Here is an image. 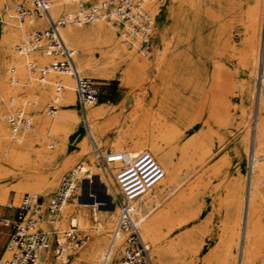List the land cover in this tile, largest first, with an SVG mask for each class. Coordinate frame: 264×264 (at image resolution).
I'll list each match as a JSON object with an SVG mask.
<instances>
[{
	"label": "rangeland",
	"instance_id": "rangeland-1",
	"mask_svg": "<svg viewBox=\"0 0 264 264\" xmlns=\"http://www.w3.org/2000/svg\"><path fill=\"white\" fill-rule=\"evenodd\" d=\"M19 1L13 0V5L11 4L6 11L1 10L0 39L2 37V26L6 25L7 13L15 14V5ZM52 1L56 3L58 0ZM237 2L238 0H164L162 6L164 16L160 20L158 32L155 31V27H152L151 51L148 55H143L134 47V53L139 60L125 80L118 69L115 70L113 75H105L104 77H100L95 73L94 68L102 65L106 59L99 54L97 49H92L90 51L92 53L84 57L85 63H90V65H87L88 68L80 66L75 58L80 74L99 84L101 93L95 102L102 103L107 107V112L99 119L103 129L102 135L99 137L86 135L81 122L75 91L74 104L71 109L77 111L79 124L77 131L75 130L72 133L73 135L64 136L51 131L48 126L43 129L34 126L33 120L36 114L33 111L31 112L30 109L37 107V104L33 105V103L37 102L34 91L37 86L35 83L39 80L30 79L29 77V81L15 85L16 87L12 90V93L17 96L18 100L10 106V111L23 110L25 104L26 110L23 111L24 114L30 117L31 123L28 128L21 130L29 131L33 129L34 137L30 143L32 149H39L43 145L48 151H53L56 148L57 141H61V147L57 150V160L65 159L78 148L76 135L78 137L83 136L87 149L84 154L59 172L57 182L51 188H46L40 193L23 189L15 202V187H24L25 184L23 175L19 170H13L4 175L0 180V186L7 191V202L11 201L16 205L21 196L28 192L39 195L43 199V206L45 207L48 198L58 188L61 177L69 172L75 164L83 161L88 172H91L90 165L97 166L99 176L94 175L92 181L89 177L82 178L84 175L79 176L76 187L71 194L72 197L67 200V203L74 202L77 195L82 194L80 197L82 201L91 202L96 198L98 202L103 203L98 207L107 209L109 214H112V209L116 207V187L94 160L90 138L104 151H120L114 147L109 148L106 143H115L117 141V131L125 128L130 132V142L145 143V136L141 132H146L148 124L152 121L161 119H157L158 116L156 115L166 114L170 111L172 117H169V119L176 120L174 125H177L178 138L169 143L170 151L165 159L167 168L161 171V183L153 181L144 190L145 194H151L155 187L161 188L157 192L160 198L159 204L155 208L151 207V203L147 200L142 202L135 200L138 212L154 211L159 217V249H170L172 264H221L222 262L241 264V248L238 245V238L243 230V224L241 222L235 223V202L240 200L242 206L244 201L245 207L248 191L254 182L258 194L256 204H259V207H257L258 210L254 218L255 235L251 245V249L255 254L250 264H264V172L261 175L256 165H254L252 171L250 159L253 122L258 112L264 115V105L259 106L257 109V93L254 90V85L255 87L258 85L256 76L259 70H257V67L260 68L263 55L264 0H262L259 32L256 37L254 32L247 27L246 18L242 15V10L240 6L238 7ZM23 5L29 7L24 2ZM183 8L187 10V14L192 20L191 30L188 34L184 33L185 42L174 47V50L176 51L175 56L186 64V72L190 74L191 78H188L191 81L189 80L190 83L187 81L188 87L182 92L183 96L179 94V96L181 95L180 98H176L171 103L168 95H166L167 84L164 83L167 79L166 60L159 61L157 66L155 60L157 57L160 58L163 54L162 51H167L169 45L167 42L171 39L173 33L178 30L177 17L180 16L179 13ZM64 11L67 10H59L57 13L50 11V13L56 16ZM171 11L175 16L172 17ZM31 17L34 20L38 18L35 15ZM9 19L13 23L18 22L14 16ZM172 26H174L173 30L169 29ZM37 28L23 24V32L19 34L11 47L14 54L17 52L14 44ZM116 32L117 35H120L118 29ZM66 44L76 49L75 54L77 56V52H80V50L68 43ZM140 59L148 60V64L145 67L140 66ZM253 61H255L254 64ZM47 62L48 58L42 63ZM178 67L179 64L175 66V69ZM252 69H254L253 72ZM193 72L200 75L198 84L203 87L199 94L193 92ZM26 74L29 75L27 71ZM46 76L47 74L45 78ZM72 82L74 85L73 79ZM51 86L54 87L53 84ZM33 87L34 90H31ZM2 93L0 92V95ZM9 93L11 92L3 94L4 98L0 100V112L4 111L5 115L11 113L6 112L3 105ZM205 93L207 94L205 95ZM51 96L52 93L45 97L41 104V112L47 119H52L47 106L53 99ZM202 97H205V102H201ZM26 99L28 100L26 101ZM221 101L226 102L227 106H222ZM57 103L58 109L56 110L58 111L63 108V105ZM213 105L217 110L210 120L211 107L215 108ZM0 119L3 120L10 132L6 116H0ZM193 120L196 121L194 124ZM160 122H163V120L161 119ZM200 129H209L215 132L219 136L220 142L222 141V145L215 151L217 153H214V156L211 155L210 159L204 157L198 145L195 144L193 135ZM49 142H52V147L46 145ZM214 142L217 145L216 138ZM141 149L149 151L147 144ZM134 151L139 152L141 150ZM237 152L241 154L240 158H236ZM261 152L264 153V146L261 147ZM222 155L223 160L228 161L227 168L223 167L221 169L218 167L216 171H219V173L216 171L212 173L209 166L210 162ZM263 158H258V161H264ZM141 167H143V171L147 170L144 164ZM225 171L226 175L224 174ZM238 179L241 188L239 193L236 194L235 183ZM105 188L110 192L109 195H105ZM88 193L94 194V197H88ZM7 202L0 204V216L5 212H9L10 216L14 214L13 208L5 206ZM93 208L94 206L91 205L81 206L68 212L65 217L60 211L54 223H45L47 226H42L45 230H51L49 235L50 241H52L53 233L59 232L70 225L68 219L76 213L78 214L76 210H81V213L87 217L82 223L76 224V227L87 233L88 239L79 248L70 250L68 261L62 264H71V261H75V257L87 248L95 238H103L101 242L102 257L103 249H105L108 241L109 230L116 219L117 208L109 227L106 226L105 219L92 214L95 211L101 214ZM98 223L101 225V229L96 231ZM141 235L149 244L153 263L157 264V254L151 240L145 237L142 232ZM4 240L5 238L0 236V255ZM228 242L233 245L230 246ZM47 250L52 262H62L55 256L53 241L50 242ZM178 257L181 258V263ZM113 258L115 260H111L110 264H116L118 250ZM96 262L93 264H99ZM80 264L92 263L85 261Z\"/></svg>",
	"mask_w": 264,
	"mask_h": 264
},
{
	"label": "bare ground",
	"instance_id": "bare-ground-1",
	"mask_svg": "<svg viewBox=\"0 0 264 264\" xmlns=\"http://www.w3.org/2000/svg\"><path fill=\"white\" fill-rule=\"evenodd\" d=\"M12 1L13 0H0V13L1 10L6 11L11 6V4L13 5ZM20 1L29 6L28 8L31 7L30 0ZM163 2L164 0H153L146 6L147 10L153 17V27H155L156 32H158L160 20L164 16V11L162 9ZM237 5L238 7L240 6L242 15H244L246 18L247 27L250 31L254 32V36L256 37L259 32L262 0H238ZM71 7L72 6L69 4H62L57 1L52 5L50 11L53 13H57L59 10H69ZM171 14L173 17V11H171ZM13 15L14 14L7 13V19L5 20L6 25L2 26V37L0 39V92H3L2 95L11 92L7 96V99L5 98L6 102L4 101L3 104L4 108H6V112L11 113H13V111H10V106H12L14 102L18 100L17 96L12 93V90L15 89V85L29 81L28 79L30 77V75L26 74L21 56L18 54V52H15V54L12 52V44L17 39V37H19V34L23 32V24L32 28H45L47 26L44 18H36L35 20L33 18H25L24 20L18 21L17 23H13L9 19L13 17ZM179 15L180 16L177 17L178 30L177 32L173 33L171 39L167 42L169 44L167 47V51H162L163 54L160 53V58L157 57L155 60L156 66L158 65L159 61H162L163 59L166 60L165 64L167 65V79L164 81V83L167 84L166 95H168L171 103L176 100V98H180L181 95L179 96V94H182L183 96L182 92L185 91L188 87L187 81H191L190 74L186 72V64L181 62L178 57L175 56L176 51L174 50V47H177V45H179L180 43L185 42L184 33L188 34V32L191 30L192 20L190 19L189 14H187V10L185 8L181 10ZM173 27L174 26L170 27L169 29L173 30ZM262 28L264 32V22ZM59 30L66 43L80 50V52H77V56L75 54V58L78 64L80 66H83V68H88L87 65H90V63H85L84 57L89 53H92L90 52L92 49H97L99 54L106 58L102 65L94 68L95 73L100 77H104L105 75H113L115 70L118 69L123 76L122 78L125 80L135 64L138 63L139 58L137 57V55H135L133 50L135 48L130 45L128 41H126L125 38L121 36V34H116V27L112 26L111 24H107L104 21L96 20L93 23L85 25L64 24L59 28ZM262 35L263 55L261 66L260 68L259 66L257 67V70H259L258 75L256 76L258 78V85L257 87H255L254 85V90L257 93V109L259 108V106L264 105V33ZM31 57L39 63L44 62L47 58L43 54H39L37 52L31 53ZM140 60V66L145 67L148 64V60ZM254 62L255 61H253V64ZM177 64H179V67L175 69V66ZM253 70L254 69H252L251 71L253 72ZM30 79L32 78L30 77ZM192 79L194 87L193 92H196L197 94L201 93L203 86L198 84L200 75H198L197 72H193ZM35 84L37 86L35 87L34 96L35 98H37V102L35 101L33 105L37 104V107L34 108L35 110L30 109L31 112L33 111V113L36 114L33 120L35 128L39 127L43 129L45 126H48L49 129L53 132H58L64 136H70L77 129L79 124L77 111L71 109V106H73L75 99L74 85L71 77L65 73H59L51 70L47 73L46 78L44 77L43 80L38 81ZM52 84L54 85V87L51 86ZM56 86H59V88L57 89ZM31 90H34V87ZM51 93V98L53 99L47 105L54 104L56 105V109H58L57 102H59V104L63 105V108L58 111L56 109L48 110L49 113H51L52 119H47L41 112V104L43 102V99L45 97H48ZM206 94L207 93H205V95ZM2 95H0V100L4 98ZM205 97L201 98V102H205ZM27 100L28 99H26V101ZM220 103L222 104V106H227V103L224 101H221ZM213 106L215 107V105ZM168 108L169 110H171L170 107ZM23 110H26L25 104L23 106ZM216 110V107H211V116L209 115L210 120L214 117ZM106 112L107 107H105L102 103H96L95 101H93L85 106V122H83L82 118L81 122L86 131V135L88 134L90 137H99L102 135L103 129L99 119ZM171 115L172 114L170 113V111L166 114L156 115L158 116L157 119L161 118L163 122H160L161 119L158 121H152V123L148 124L146 132H141V134L145 136V143L139 141L130 142V132L125 128H121L117 131V141L115 143H106V146H108L109 148L114 147L116 149H119L120 151H125L131 154L135 153L134 150H141L138 152L139 156L133 160L129 167H125L123 169L115 168L114 171L121 174V180L123 179L121 184H125L136 179L144 181L145 177L148 180L150 179L149 181H147V183L144 184L143 189L137 194L136 200L137 202L147 200L151 203V207L155 208L156 206H158L160 201L159 194L157 192L161 188L155 187L153 189V193L151 194H145L144 190L146 189L147 185L152 183L153 181L161 183V171L167 168L165 159L169 155V143L172 140L178 138L177 136L179 132L176 130L177 125H174V122H176V120L169 119V117H172ZM0 116L7 117L4 111L0 112ZM25 116L31 123L30 117L26 114ZM192 122L194 124L196 121L193 120ZM29 126L30 124L25 128H28ZM155 131L157 132L156 134ZM193 136L195 139L194 141L196 142L195 144L198 145V148H200L204 157H209V159L210 156L213 155L215 151L222 145V141L220 142L219 136L209 129L197 130L195 135ZM33 137V129L29 131L20 130L16 133H13L10 129L9 132L3 120L0 119V180L9 172L13 170H19L23 175L25 183L24 187H15L16 194L14 197V202L19 198L23 189L33 193H40L43 192V190L46 188H51L56 184L59 172L67 167L73 160L84 154L87 149L85 139L82 138L83 136L78 137V135H76V144L78 148L71 152V155L67 158H61L57 160V150L59 147H61V141H57L56 148L53 151H48L43 145H41L39 149L34 150L31 148L30 144ZM215 138L218 142L217 145L214 142ZM146 144L149 148V151L141 149ZM46 145L48 147L53 146L52 142L46 143ZM262 146H264V115L261 112H258L253 122V136L250 159L252 171L254 165H256L257 170L260 171L261 175H263L264 172V161H258V158L264 157V153L261 152ZM240 157L241 154L237 152L236 158ZM223 159L224 158L222 155L218 159H213L210 162L209 166L212 173L216 171L218 167L221 169H223V167L227 168L228 161H224ZM142 164L145 165L147 170H142ZM76 165L77 164H75L73 168H75ZM79 165H82L84 168H86V164H84L83 161L80 162ZM89 167L91 168V172H88L87 177H89L92 181V177L94 175H98L99 172L97 170V166L90 165ZM156 169L160 172L159 176H152L154 170ZM216 172L219 173V171ZM224 174L226 175V171L224 172ZM106 188L105 195H109L110 192H108V188ZM240 188L241 185L238 179V181L235 183L236 194L239 193ZM250 188L251 189L248 191L245 207L244 201L243 205L241 206V201L238 200L235 202L234 209L235 223L238 224L239 222H241L243 224V230L238 238V245L241 248V264H250L252 257L255 254L251 249V245L253 243L255 235L254 218L259 204H256L258 194L254 182L252 183ZM6 192V189L0 186V204H4L7 202ZM81 196L82 194H78L77 198L74 199V202L67 203L66 201L59 209V212H57L52 223L56 221V218L58 217L60 211L65 217L68 212L78 209V207L91 205L94 206V210L101 212V214H99L95 211L92 214L94 216H99L105 219V223L107 224L106 226L109 227L111 224V220L115 216L116 207L112 209V214H109V210L100 209L98 207V205L103 203L98 202L96 198L91 202H84L80 199ZM87 196L94 197V194L88 193ZM71 197L72 195L70 196V198ZM136 207L137 206L135 205L134 214L139 223L142 234L145 237L149 238L153 244L154 251L157 254V264H172L170 258V254L172 252L170 251V249H159V217L157 216V213H155L154 211H145L144 213L138 212ZM76 211L78 212V214L76 213L75 215L69 217V224L76 225L78 223H82L87 218L85 217V214L81 213V210ZM45 223L50 224L48 220L44 219L39 221L37 226L41 228L42 226L46 227L47 224ZM96 228V231L101 229V225L98 223L96 225ZM47 231L50 232L51 230ZM120 239V237L116 239L115 244L111 249L110 255L103 263H101V242L103 241V238H95L93 241H91L87 248H85L77 257H75V261H71V264H80L81 262L85 261H90L92 264L95 261H97L96 263L99 264H110L111 259L117 252V246L119 245ZM49 244L42 250L41 254L39 255L37 261L38 264H62L63 262L51 261L49 251L47 250ZM228 244L230 246L233 245L229 242ZM6 254H9L8 250H6L3 255L5 256ZM178 259L181 263V258L178 257ZM67 261H65L64 263H66ZM221 264L231 263L222 262Z\"/></svg>",
	"mask_w": 264,
	"mask_h": 264
},
{
	"label": "built area",
	"instance_id": "built-area-1",
	"mask_svg": "<svg viewBox=\"0 0 264 264\" xmlns=\"http://www.w3.org/2000/svg\"><path fill=\"white\" fill-rule=\"evenodd\" d=\"M62 4L72 7L56 16L50 13L54 2L52 0H30L31 9L25 7L21 1L15 5L17 21L25 17L44 18L47 26L29 32L18 43L15 49L22 57L24 67L31 78L43 80L45 75L53 70L65 73L74 81V91L81 111V118L85 122V106L96 101L101 91L99 84L91 78L81 75L76 62V50L69 47L60 34L59 28L64 24L85 25L101 20L116 27L121 36L130 45L143 54L151 51V31L153 17L146 6L153 0H58ZM37 52L48 58L47 63H39L32 59L31 53ZM57 89L59 86H56ZM48 110H55L56 105H47ZM13 133L27 127L29 119L22 110L8 113L6 117ZM91 152L94 160L108 175L116 187V219L109 230L108 241L101 257L103 263L111 253L115 241L120 237L118 258L116 264H154L149 244L143 239L139 223L135 218V200L137 194L149 181L138 179L121 184V174L115 168L129 167L139 153L125 151H104L90 138ZM156 169L152 176H159ZM87 177L88 171L82 165L64 174L56 191L48 198L46 206L39 195L24 193L18 204L11 201L5 205L13 208L12 216H0V236L4 237L3 250L0 255L1 264H38V257L42 250L53 241L56 258L65 262L70 250L79 248L88 239V234L70 224L67 228L53 233L50 241L49 231L37 226L41 220H54L62 205L70 198L76 187L79 176ZM149 178V177H148ZM151 178V177H150ZM106 187V185L104 184ZM8 250L9 254L3 255ZM112 258L111 260H113ZM115 260V259H114Z\"/></svg>",
	"mask_w": 264,
	"mask_h": 264
},
{
	"label": "crops",
	"instance_id": "crops-1",
	"mask_svg": "<svg viewBox=\"0 0 264 264\" xmlns=\"http://www.w3.org/2000/svg\"><path fill=\"white\" fill-rule=\"evenodd\" d=\"M4 216H10L9 212L3 213Z\"/></svg>",
	"mask_w": 264,
	"mask_h": 264
}]
</instances>
